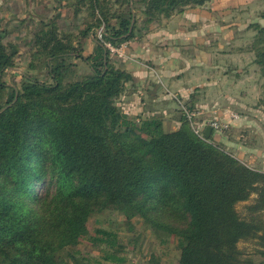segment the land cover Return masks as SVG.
<instances>
[{"label":"trees","instance_id":"1","mask_svg":"<svg viewBox=\"0 0 264 264\" xmlns=\"http://www.w3.org/2000/svg\"><path fill=\"white\" fill-rule=\"evenodd\" d=\"M208 1L75 0V12L84 7L89 19L82 36L101 28L100 38L84 54L74 35L40 21L31 54L44 58L51 81L23 73L18 86L3 79L17 48L3 42L0 29V264H93L79 248L84 239L103 261L124 264L117 233L88 226L107 209L168 231L179 264H257L238 245L248 240L264 264V170L212 141L213 129L196 134L183 108L180 125L165 130L159 115L132 118L117 103L132 75L114 64L105 43L135 36V4L148 26ZM248 28L255 31L253 62L264 74V25ZM72 58L89 73L66 81ZM28 67L41 69L32 61ZM194 94L187 110H194ZM253 193L240 215L236 204Z\"/></svg>","mask_w":264,"mask_h":264},{"label":"rangeland","instance_id":"2","mask_svg":"<svg viewBox=\"0 0 264 264\" xmlns=\"http://www.w3.org/2000/svg\"><path fill=\"white\" fill-rule=\"evenodd\" d=\"M74 1L0 0V29H5L3 42L8 46L12 44L17 48L14 60L15 66L5 70L3 75V79L8 84L18 86L23 73L35 74L42 80L51 81L42 65L44 58L36 59L31 54L34 32L38 29L40 21L54 20L61 34L70 33L74 35L75 42L80 41L78 45L82 44L81 40L84 37L81 31L89 19L84 7L80 8L79 12H75ZM135 5V12L132 9L134 13L133 22L136 23V31L141 32L146 26L143 24L140 4ZM205 6L214 8L212 16L215 18L217 25L212 30H207L204 33V42L201 41L200 45H210L214 48V56L216 57L214 62L217 65L222 64L221 69H216L218 74H226L230 79H235L236 74L239 76L235 80V84L223 85L222 91L230 95L240 93L247 106L256 107L264 113V107L259 104V98L264 93V74L261 66L253 62L254 52L249 50V45L253 40L255 31L248 28V25L252 22L264 25V17L260 16V13L264 11V0H209L205 3ZM101 30V28L92 30V41L95 38H100ZM122 43L127 45L126 42ZM81 46L84 48V54H87L85 45ZM30 61L41 66V69L29 68ZM72 61L75 63L74 72L70 74L66 81L77 79L79 76L89 73L88 66L81 59L72 58ZM234 65L242 70L237 71V67ZM215 93H219L217 87ZM230 103L234 105L233 101ZM164 107L172 108L170 103L164 105ZM175 111L177 112L175 115L180 116V108L175 109ZM242 113H245V111ZM167 118H162L164 129V121ZM194 124L196 123L194 122ZM229 127L228 130L220 131V138H212V141L222 144L228 151L236 155L238 150L232 145H226L222 141L223 138L247 142L255 134L250 135L249 132L242 129L236 130L233 126ZM240 133L242 135L238 136ZM242 159L248 161L249 155L244 154ZM255 196L253 193L248 200L236 204V209L240 215L245 216V206L252 202ZM88 226L91 233L97 227L117 233L118 247L126 258L124 264H179V250L176 248L174 237L166 230L154 232L139 216H135L128 221L117 210L107 209L93 213L88 219ZM238 245L244 251L246 257L249 255L253 257L257 264H262L263 258L256 252L257 245L255 241H240ZM79 248L82 255L91 258L89 260L93 264H111L101 259L100 248L92 245L87 239L80 242Z\"/></svg>","mask_w":264,"mask_h":264},{"label":"crops","instance_id":"3","mask_svg":"<svg viewBox=\"0 0 264 264\" xmlns=\"http://www.w3.org/2000/svg\"><path fill=\"white\" fill-rule=\"evenodd\" d=\"M213 10L205 4L187 8L180 14L159 19L141 32L136 31L134 37L124 41L127 43L124 55H110L116 66L132 75L117 103L132 118L141 119L150 115L168 117L164 125L166 130H171L180 125L175 109L180 108L183 113L182 106L188 103L189 95L194 91V122L201 126L206 120L224 119L236 130L255 134L247 142L226 138L222 141L238 150L236 155L239 159L243 160L244 154H248L249 159L245 162L264 170V113L256 107L247 106L240 93L230 95L222 91L223 85L235 84L239 76L236 74L235 79H230L226 74H218L216 69H221L222 64H215L214 48L200 45L201 41L204 42V33L217 25L212 16ZM81 42L89 53L94 41L84 37ZM236 70L242 69L237 67ZM232 101L234 105L230 103ZM169 103L173 109L164 107ZM232 113H237L239 117L231 118ZM220 136L219 131L212 130V138Z\"/></svg>","mask_w":264,"mask_h":264},{"label":"built area","instance_id":"4","mask_svg":"<svg viewBox=\"0 0 264 264\" xmlns=\"http://www.w3.org/2000/svg\"><path fill=\"white\" fill-rule=\"evenodd\" d=\"M105 46L109 50L111 55H115L118 57H121L124 55L125 45H123V43H121L120 45H114L110 42H106ZM182 108L184 109V113H185L186 117L190 120V123L192 125L194 132L201 137L203 136L202 130L206 126H209L211 129L219 131V132L228 129L230 126V122L228 120H224V119L222 120V119H217V118L206 120L201 126H198V125L194 124V122H193V117L195 116L196 111L187 110L184 106H182ZM230 117L231 118H238L239 115L237 113H232V114H230Z\"/></svg>","mask_w":264,"mask_h":264},{"label":"water","instance_id":"5","mask_svg":"<svg viewBox=\"0 0 264 264\" xmlns=\"http://www.w3.org/2000/svg\"><path fill=\"white\" fill-rule=\"evenodd\" d=\"M133 12V10H132ZM133 24V17H132V20H131V26ZM131 26H130V29H131ZM15 98H16V95H15ZM211 128L209 126H206L205 129H204V132L206 135H208V133L210 132Z\"/></svg>","mask_w":264,"mask_h":264}]
</instances>
